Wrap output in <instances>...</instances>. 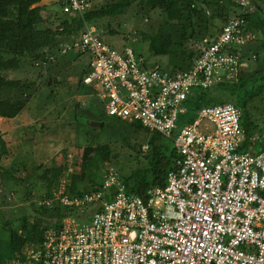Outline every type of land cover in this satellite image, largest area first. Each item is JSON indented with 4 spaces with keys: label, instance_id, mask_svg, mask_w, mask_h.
Segmentation results:
<instances>
[{
    "label": "built area",
    "instance_id": "obj_1",
    "mask_svg": "<svg viewBox=\"0 0 264 264\" xmlns=\"http://www.w3.org/2000/svg\"><path fill=\"white\" fill-rule=\"evenodd\" d=\"M89 8L88 0L62 5L73 17ZM244 24L230 19L196 42L187 69L112 48L86 23L58 45L61 54H88L82 82L107 115L172 139L177 156L165 184L143 196L127 193L113 174L101 190L49 193L37 205L55 201L71 213L5 264H264V132L260 151H253L256 136L245 146L240 109L231 103L203 106L178 126L194 90L212 89L246 65L241 51L252 34Z\"/></svg>",
    "mask_w": 264,
    "mask_h": 264
},
{
    "label": "rangeland",
    "instance_id": "obj_2",
    "mask_svg": "<svg viewBox=\"0 0 264 264\" xmlns=\"http://www.w3.org/2000/svg\"><path fill=\"white\" fill-rule=\"evenodd\" d=\"M112 1L117 0H89L91 10L99 9ZM139 1L130 0L129 6L121 15L99 19L96 29L100 38L112 48L122 50L129 47L144 57L147 63H158L165 67L169 64V56L151 54L147 41L148 37L162 29L163 13L160 9L141 7ZM234 1L244 7L251 1L255 6L262 5V0ZM44 2L49 6L53 5H50L48 0ZM251 9V12H254V8ZM48 11L53 16L57 14L50 8ZM206 14L209 16L210 12ZM43 15L47 25L55 26L57 18L50 19L51 15L48 13ZM223 23L218 20L210 27H220ZM46 24L44 26H47ZM198 41L189 39L185 44L186 51H194ZM255 41L260 45L261 41L264 42V36L260 37L253 32L248 42ZM249 49L245 46L243 52ZM71 56H74L73 59L60 55L45 68L38 67L42 78L38 77V69H35V64L32 66L33 61L29 59L22 61L17 69L3 72L8 79L26 80L30 87L4 91V97L25 100V106L13 118L0 117V136L6 149L0 159V264H5L10 259L7 227L12 225V219L25 218L31 224L35 221L42 225L47 223V219L44 220L45 217H41L36 208V199H44L49 193L68 192L74 175L84 179L78 182V190H101L105 176L118 175L125 181L134 172L139 176L140 172L143 173V169H146L148 137L143 133L130 134L129 121L106 114L100 101L92 95L88 87L81 85L79 80L82 71L88 67V54L73 53ZM243 61L246 62L244 59ZM261 62L262 59L260 62L256 59L249 61L247 67L239 68L241 72H235L236 75L230 82L238 79L239 74V77L254 76L255 71L264 66V62ZM168 68L171 66L168 65ZM56 77L58 79L54 81ZM217 100L214 104L227 102L223 99ZM247 110L258 126H264V93L249 102ZM185 118H188V113L180 115L179 127L186 123ZM128 134L131 135L129 140L126 139ZM167 140L173 143L172 139ZM105 145L110 149L107 160L97 162V165L90 162L85 169L81 167L87 148ZM260 150L259 142L253 151ZM90 156L91 160L96 159L95 153L92 152ZM17 233L25 238L23 231ZM23 247L24 244L21 248Z\"/></svg>",
    "mask_w": 264,
    "mask_h": 264
},
{
    "label": "trees",
    "instance_id": "obj_3",
    "mask_svg": "<svg viewBox=\"0 0 264 264\" xmlns=\"http://www.w3.org/2000/svg\"><path fill=\"white\" fill-rule=\"evenodd\" d=\"M39 1L0 0L1 118H13L25 106V100L4 97V91L27 89L30 87L26 80L8 79L3 75V72L17 69L22 61L29 59L31 62L33 61L32 66L35 64V69H38V77L42 78L39 68H45L47 64L55 61L58 56H67V58L73 59L74 56L70 57L73 54L71 52L67 54L59 53L58 45L61 42L76 38L84 31V23L98 27L97 22L99 19L121 15L130 4V0L112 1L102 5L99 9L87 11L83 16L73 17L62 11L64 0H57L55 3L58 13L55 14V18L58 21L54 24L55 26L58 25L56 28L53 25L46 24V21H44L40 14V11L43 9L41 6L32 7L33 4ZM139 5L151 10L160 9L162 11L164 25L161 30H157L155 34L148 37V50L155 56H169L168 65L173 69H187L191 65V60L195 56V53L192 50L186 51L185 44L189 39L194 38L198 41L206 36H213L221 31V28L230 19H242L245 23L242 27L243 31L251 34L254 32L260 37L264 36V0H262V5L258 4V6H255V3L251 1L245 7L234 0H140ZM251 7L254 8V12H251ZM208 11L210 12L209 16L206 14ZM32 18L35 20H32ZM218 20L224 23L220 27H210V25ZM45 24L47 26H44ZM252 30L253 32H251ZM247 42L244 44V47L248 46L250 49L246 50V53L243 50L241 51V58L246 60V67L249 65V61L255 59L259 62L262 59V62H264V42L261 41L260 45L256 44L257 41ZM44 62L45 64H43ZM168 65L166 66L168 67ZM241 68L243 69V66H240ZM240 69L238 72L242 71ZM88 72L89 69L87 67L82 71V75L79 78L83 86L85 85L82 79ZM239 76L240 74L237 76L238 79L232 82H230L231 79L224 80L216 84L212 89L194 90L185 101L186 113H188V121H192L197 116L200 108L208 104L214 105L218 101L217 99L227 101L225 103L232 102L233 105L240 109V123L245 131V142L248 144L251 137L256 134L255 136L258 139L255 142V147L260 142L264 126H258L259 124H256L251 119L247 105L257 96H261L264 93V66H262L261 70L255 71V75L252 77ZM46 78L50 79V77ZM57 79L56 77L53 80L57 81ZM230 100L231 102H229ZM129 133H143L148 137L146 169H143V173L140 172L139 176H136L134 172L130 178L125 180L126 182L122 180L126 185L127 193L143 196L146 188L165 184L166 173L172 168L173 160L177 156L176 149L173 143L160 133L150 131L139 123H131ZM130 134H128L129 136L126 139L131 137ZM128 142L126 143L128 144ZM5 150V143L0 136V159L5 154ZM92 152L95 153V160H91L90 154ZM109 154L110 149L106 145L98 148H87L84 152L81 167L85 169L90 162L93 165H97V162L107 160ZM72 179L73 182L71 187H69L68 193L81 194L83 191H93L91 189L87 190V188L85 190H78V182L84 180L82 176L78 177L74 175ZM30 192L31 190H29ZM109 197V195H106V198ZM40 198L36 199L35 202ZM36 208H38L41 217L44 216V220L47 219V223L42 225L35 221L31 224L25 218L12 219V225L7 227V234L10 239L8 249L11 254L9 258L14 257L20 252L22 244L41 240L46 229L56 225L61 217L71 213L70 209L62 208L55 201L49 206H39L36 204ZM19 231L25 233V238L17 233Z\"/></svg>",
    "mask_w": 264,
    "mask_h": 264
},
{
    "label": "crops",
    "instance_id": "obj_4",
    "mask_svg": "<svg viewBox=\"0 0 264 264\" xmlns=\"http://www.w3.org/2000/svg\"><path fill=\"white\" fill-rule=\"evenodd\" d=\"M42 1V2H41ZM39 3H37L35 6H41L43 9L41 10V15H42V17H45L44 15H43V13H48V14H50L51 16V18L50 19H54V17L55 16H53L52 14H51V12L50 11H48V9L50 8L51 10H52V12L53 13H58L57 12V6H56V3L55 2H57V0H48V3H50V5H51V3L53 4L52 6H49V4H47V2H44V1H46V0H41ZM47 4V5H46ZM246 66V65H245ZM196 118V117H195ZM194 118V119H195ZM188 119L189 118H185L184 120L186 121V123H190V122H192V121H188ZM245 132V131H244ZM255 136V135H254ZM245 146H247V144L245 145Z\"/></svg>",
    "mask_w": 264,
    "mask_h": 264
},
{
    "label": "clouds",
    "instance_id": "obj_5",
    "mask_svg": "<svg viewBox=\"0 0 264 264\" xmlns=\"http://www.w3.org/2000/svg\"><path fill=\"white\" fill-rule=\"evenodd\" d=\"M88 1H89V0H88ZM89 3H90V2H89ZM89 10H91V6H90ZM89 10H88V11H89ZM36 203H37V202H36Z\"/></svg>",
    "mask_w": 264,
    "mask_h": 264
}]
</instances>
